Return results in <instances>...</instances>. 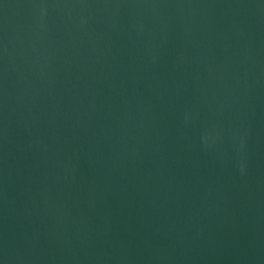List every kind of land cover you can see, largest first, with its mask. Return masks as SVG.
Listing matches in <instances>:
<instances>
[{
  "label": "water",
  "instance_id": "water-1",
  "mask_svg": "<svg viewBox=\"0 0 264 264\" xmlns=\"http://www.w3.org/2000/svg\"><path fill=\"white\" fill-rule=\"evenodd\" d=\"M0 264H264V0H0Z\"/></svg>",
  "mask_w": 264,
  "mask_h": 264
}]
</instances>
